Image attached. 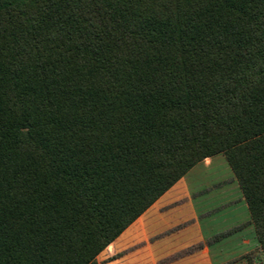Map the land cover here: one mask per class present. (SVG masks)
Instances as JSON below:
<instances>
[{
    "label": "trees",
    "instance_id": "trees-1",
    "mask_svg": "<svg viewBox=\"0 0 264 264\" xmlns=\"http://www.w3.org/2000/svg\"><path fill=\"white\" fill-rule=\"evenodd\" d=\"M217 154L264 264V0H0V264H99Z\"/></svg>",
    "mask_w": 264,
    "mask_h": 264
},
{
    "label": "rangeland",
    "instance_id": "rangeland-1",
    "mask_svg": "<svg viewBox=\"0 0 264 264\" xmlns=\"http://www.w3.org/2000/svg\"><path fill=\"white\" fill-rule=\"evenodd\" d=\"M205 246L208 252L200 254ZM115 250L110 243L98 255L99 264H247L245 254L253 253L258 263L261 254L247 203L223 154L193 166L141 222L115 239Z\"/></svg>",
    "mask_w": 264,
    "mask_h": 264
},
{
    "label": "crops",
    "instance_id": "crops-1",
    "mask_svg": "<svg viewBox=\"0 0 264 264\" xmlns=\"http://www.w3.org/2000/svg\"><path fill=\"white\" fill-rule=\"evenodd\" d=\"M214 156H215V155H214ZM214 156L207 157V158H205L203 161H201V162H199V163H203V164H205V165H209L210 163H212V161H213V157H214ZM180 179H181V178H180ZM180 179H179V180H180ZM179 180H178V181H179ZM178 181H177V182H178ZM177 182H176V183H177ZM176 183H175V184H176ZM169 189H170V188H169ZM169 189H168V190H169ZM168 190H167V191H168ZM167 191H166V192H167ZM166 192H165V193H166ZM165 193H164V194H165ZM164 194H163V195H164ZM163 195H162V196H163ZM160 198H161V197H160ZM155 202H156V201H155ZM155 202H154V203H155ZM154 203H153L152 205H154ZM152 205H151V206H152ZM151 206H150V207H151ZM161 207H162V206H161ZM161 207H160V208H161ZM162 208H163V207H162ZM145 212H146V211H145ZM145 212H144L141 216H139L135 221H139V222H141V220H142L143 215L145 214ZM111 246L113 247V250H115V240L111 243ZM208 250H209L208 246H205V248H203V249L201 250L200 254H204V253L206 254V253L208 252ZM115 251H116V250H115Z\"/></svg>",
    "mask_w": 264,
    "mask_h": 264
}]
</instances>
